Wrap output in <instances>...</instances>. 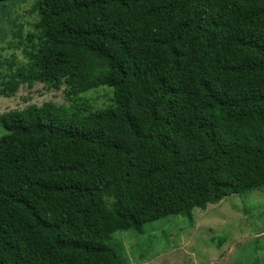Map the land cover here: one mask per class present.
Masks as SVG:
<instances>
[{"label": "trees", "instance_id": "1", "mask_svg": "<svg viewBox=\"0 0 264 264\" xmlns=\"http://www.w3.org/2000/svg\"><path fill=\"white\" fill-rule=\"evenodd\" d=\"M31 3L0 95H111L1 114L0 264H128L113 233L264 187V0Z\"/></svg>", "mask_w": 264, "mask_h": 264}, {"label": "rangeland", "instance_id": "2", "mask_svg": "<svg viewBox=\"0 0 264 264\" xmlns=\"http://www.w3.org/2000/svg\"><path fill=\"white\" fill-rule=\"evenodd\" d=\"M31 1L12 0L0 7L4 20L0 19V36L5 39L1 60L15 66L26 58L16 47L21 41L13 38L12 23L20 26L23 39L28 33H36L33 24L37 15L31 12ZM10 42L14 44L8 45ZM109 94L110 88L99 87L69 99L64 85L57 91L39 83L31 88L21 85L11 97L0 95V116L45 102L63 105L67 112L87 106L89 110L82 112L86 114L107 107ZM5 132L0 123V137ZM254 235L260 236L254 239ZM109 243L128 264H206L209 260L215 261L212 264H264V187L227 196L204 209L195 208L191 219L169 215L146 223L141 234L117 231Z\"/></svg>", "mask_w": 264, "mask_h": 264}, {"label": "crops", "instance_id": "3", "mask_svg": "<svg viewBox=\"0 0 264 264\" xmlns=\"http://www.w3.org/2000/svg\"><path fill=\"white\" fill-rule=\"evenodd\" d=\"M261 235V234H260ZM260 235H254V239H257ZM234 245V243H231L230 244V246H233ZM230 250V247H229V249H228V251ZM218 260H219V257H218ZM217 260V261H218ZM213 262H215V261H213V260H209L206 264H212Z\"/></svg>", "mask_w": 264, "mask_h": 264}]
</instances>
